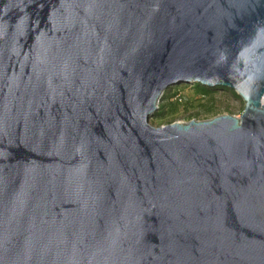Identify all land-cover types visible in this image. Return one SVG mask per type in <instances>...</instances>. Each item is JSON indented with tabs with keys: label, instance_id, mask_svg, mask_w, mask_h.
<instances>
[{
	"label": "water",
	"instance_id": "water-1",
	"mask_svg": "<svg viewBox=\"0 0 264 264\" xmlns=\"http://www.w3.org/2000/svg\"><path fill=\"white\" fill-rule=\"evenodd\" d=\"M0 264H264V0H0Z\"/></svg>",
	"mask_w": 264,
	"mask_h": 264
},
{
	"label": "rangeland",
	"instance_id": "rangeland-1",
	"mask_svg": "<svg viewBox=\"0 0 264 264\" xmlns=\"http://www.w3.org/2000/svg\"><path fill=\"white\" fill-rule=\"evenodd\" d=\"M195 83H179L169 87L160 104H165V113L150 118L153 126H165L175 122L188 123L191 120H208L218 115L231 114L240 117L245 103L232 89H218L211 95L203 96L194 89ZM213 108L214 113H207Z\"/></svg>",
	"mask_w": 264,
	"mask_h": 264
},
{
	"label": "trees",
	"instance_id": "trees-1",
	"mask_svg": "<svg viewBox=\"0 0 264 264\" xmlns=\"http://www.w3.org/2000/svg\"><path fill=\"white\" fill-rule=\"evenodd\" d=\"M227 89V88H223V87H209V86H204L202 84L199 83H195L194 84V89L196 90L197 93L203 95V96H208L211 95L212 93H214V91L218 90V89ZM169 89V88H168ZM168 89L165 91V93L163 94V96L166 95ZM159 110L157 112V116H161L165 113V109H166V105L160 104L159 105ZM207 113H214V109L213 108H207Z\"/></svg>",
	"mask_w": 264,
	"mask_h": 264
}]
</instances>
